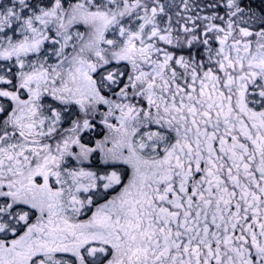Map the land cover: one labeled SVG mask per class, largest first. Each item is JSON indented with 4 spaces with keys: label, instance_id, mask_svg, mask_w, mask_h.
Segmentation results:
<instances>
[{
    "label": "snow or ice",
    "instance_id": "6c2138e0",
    "mask_svg": "<svg viewBox=\"0 0 264 264\" xmlns=\"http://www.w3.org/2000/svg\"><path fill=\"white\" fill-rule=\"evenodd\" d=\"M0 264H264V0H0Z\"/></svg>",
    "mask_w": 264,
    "mask_h": 264
}]
</instances>
